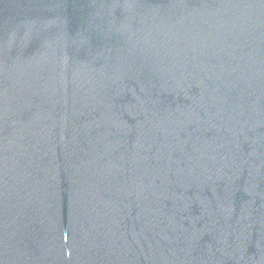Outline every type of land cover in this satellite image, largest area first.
<instances>
[{
  "label": "water",
  "instance_id": "water-1",
  "mask_svg": "<svg viewBox=\"0 0 264 264\" xmlns=\"http://www.w3.org/2000/svg\"><path fill=\"white\" fill-rule=\"evenodd\" d=\"M0 264H264V0H0Z\"/></svg>",
  "mask_w": 264,
  "mask_h": 264
}]
</instances>
